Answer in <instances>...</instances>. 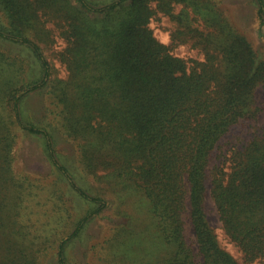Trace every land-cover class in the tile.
Segmentation results:
<instances>
[{"label": "trees", "instance_id": "trees-1", "mask_svg": "<svg viewBox=\"0 0 264 264\" xmlns=\"http://www.w3.org/2000/svg\"><path fill=\"white\" fill-rule=\"evenodd\" d=\"M254 1L262 28L264 0ZM153 2L165 13L177 3L195 13L191 20L178 15L174 39L200 47L203 59L177 55L156 36ZM203 13H211L205 22ZM0 41L27 52L0 49V210L7 195L28 189L13 170L18 130L42 139L66 186L55 193L62 199L69 191L93 205L57 246L58 264H68L70 239L110 199L120 201L117 212L127 218L121 244L134 242L124 264H264V129L257 124L264 57L218 1L0 0ZM45 42H58L65 79L54 76ZM38 95L42 104L28 106ZM62 135L79 145L81 170L58 152ZM209 193L243 262L217 239ZM139 210L144 220H136ZM186 215L198 251L188 241ZM0 264L21 263L2 256Z\"/></svg>", "mask_w": 264, "mask_h": 264}, {"label": "rangeland", "instance_id": "rangeland-1", "mask_svg": "<svg viewBox=\"0 0 264 264\" xmlns=\"http://www.w3.org/2000/svg\"><path fill=\"white\" fill-rule=\"evenodd\" d=\"M217 1L229 21L248 37L258 55L264 57V25L261 28L255 1L215 0V2ZM153 6L156 8V14L150 25L156 36L168 44L177 55L185 58L203 59L204 51L200 47L190 41L174 39L178 28L182 27L178 23V15L181 14V20H191L196 16L195 13L188 11L189 9L181 3L175 5L173 14L165 13L161 9L157 10L156 2H153ZM182 10L189 13H182ZM210 15L211 13H203V21L205 22V18L211 17ZM47 26L52 28L53 24L48 23ZM33 27L38 29L39 23L33 24ZM28 32L30 36H35L36 31L29 30ZM181 35V39H187L184 34ZM59 44L64 45V41L60 40ZM41 45L55 66L54 76L65 79L67 69L56 56L58 42L54 45H48L47 42ZM0 49L13 54L27 53L22 46L3 44L1 41ZM42 99L41 95L35 96L27 105L38 108L42 104ZM254 123L256 122L252 124L255 125ZM257 124L264 129V112L259 115ZM247 128L252 131L251 127ZM246 129L238 130L235 134L245 133ZM16 134V144L13 148V170L19 177L18 179L26 181L28 189L17 197L11 196L10 193L2 202L0 218L4 220V226L0 234V246H2L0 259L3 256L6 260L17 258L21 264H28L32 261H36L38 264H58L57 246L63 240L69 239L79 221L92 210L93 205L69 191H66L65 196L61 199L55 193V186L60 191L66 186L62 182H58L57 172L47 158L42 139L20 130ZM78 150L79 145L76 142L62 135L58 152L67 159H71L73 161L72 168L77 171L82 169V165H79ZM88 180L94 185L98 184L91 175H88L86 181ZM106 185L102 181L99 183V186ZM112 196L117 198V195H108V198ZM110 200L107 209L89 218L79 234L70 239L67 247L68 264H124L122 260L124 251L129 244L132 248L134 242L121 244L125 234L120 233L122 232L120 230L127 224V218L117 212V205L121 204L120 201L118 200L116 203L113 199ZM206 208L208 219L221 247L243 262V252L225 231L210 193L206 199ZM143 214L139 210L136 220H144ZM186 235L188 241L198 251L196 235L188 215H186ZM12 249L14 250L10 253Z\"/></svg>", "mask_w": 264, "mask_h": 264}]
</instances>
